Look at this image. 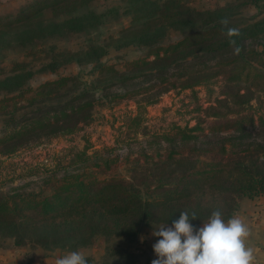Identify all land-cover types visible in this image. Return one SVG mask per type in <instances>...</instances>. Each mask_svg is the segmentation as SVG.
<instances>
[{"label": "trees", "instance_id": "1", "mask_svg": "<svg viewBox=\"0 0 264 264\" xmlns=\"http://www.w3.org/2000/svg\"><path fill=\"white\" fill-rule=\"evenodd\" d=\"M94 2L6 0V5L0 0V27L27 23L50 10L65 15L61 23L66 37L82 36L90 24L99 26L103 21L93 8ZM134 2L136 5L130 11L115 10L120 15L136 12L134 23L122 25L117 34L111 33L104 40L130 47L137 41L153 42L164 30L189 27L192 31L173 43H150L147 55L152 59L131 60V68L156 72L155 83H168L171 87L180 83L184 89L217 76L218 71H209L216 68L221 70L226 83L225 98L209 107L207 115L214 119L206 128L199 123L177 127L172 133H154L159 147L153 155L142 149L145 161H136L130 179L116 175L99 179L86 173L82 170L85 163L110 166L116 158L83 152L80 160L71 164L77 172L70 166H60L36 181L0 190V238L12 242L11 250L30 241L43 247L66 246L75 251L99 241L115 242L121 237L133 245L143 226H171L182 211L190 216L195 212L197 219L190 223L202 224L214 210H219L225 219L233 216L241 197H264V0ZM144 18L141 25L135 24V20ZM237 20H241L240 24L231 27ZM255 38L258 42H245ZM35 40L36 36H31L23 44L33 48ZM62 41L59 37L53 55L46 53L51 56L44 64L51 73L48 80L38 87H20L0 98V117L5 122L0 135V157L53 137L77 134L94 123V110L104 104V96L97 98L87 86L82 87L75 72L67 73L64 65L74 59L65 53L70 50L99 59L109 52V45L83 39L81 46L71 50L70 46L60 44ZM99 69L112 71L125 82L144 73L127 74L126 70L106 63ZM22 71L27 78L34 76L25 65H16L6 73ZM2 73L0 80L5 77ZM249 82L251 86L242 89V84ZM73 87L78 91L72 92ZM63 92L68 93L67 97L58 101ZM153 98L154 95L149 97L150 103L155 102ZM19 100L23 101L21 105ZM256 108L263 113L254 112ZM138 117L129 118L135 122ZM47 187L50 193L45 192ZM0 245L6 246L4 242ZM105 250L102 263L87 258L88 264H141L144 257L140 255L143 251L139 254L118 244L105 245ZM33 258L37 261L36 255Z\"/></svg>", "mask_w": 264, "mask_h": 264}, {"label": "rangeland", "instance_id": "2", "mask_svg": "<svg viewBox=\"0 0 264 264\" xmlns=\"http://www.w3.org/2000/svg\"><path fill=\"white\" fill-rule=\"evenodd\" d=\"M135 0H95L93 6L99 15H102L99 26L93 24L89 26V30H84L82 36L76 34L72 38L66 37L64 34V26L61 19L65 16L59 12L45 11L42 15L32 19L27 23L15 25L10 28L0 27V71L5 73L3 80H0V98L8 93L16 92L20 87L32 86L38 87L40 83L50 78L51 73L47 71L44 65L48 63L58 47L59 37L62 38L63 46L78 48L81 46L83 39L97 40L98 43L107 44V54L96 59L93 56H83L75 51H67L66 55L72 56L73 61L65 64L67 73L75 72L82 87L87 86L92 90L94 95L104 104L99 105L94 110V123L91 126H84L83 129L73 135H61L53 137L50 140L43 141L39 145L26 146L17 152L0 157V190L8 191L11 187H16L30 180H38L50 170L60 166H70L73 172H77L76 166L72 163L80 160L81 154L87 152L88 155H104L116 158L110 163V166H88L85 163L86 173H93L99 179H105L114 175L130 179L133 175L136 161L141 164L145 161L142 155V149H145L148 155L155 154L158 146L154 133L174 132L177 127H193L200 123L204 128L209 125L211 118L207 115L210 106L217 105L219 99H224L223 91L225 89L224 77L221 70L212 69L213 77L209 81L201 82L190 89H184L180 83H176V87H171L168 83H155L158 73H151L148 70H134L129 63L131 60L139 58L152 59L148 56L150 43L168 45L173 43L183 35L189 34L192 29L189 27L171 28L160 33L153 42L137 41L132 46H124L120 43L105 41L111 33H118V29L122 25L130 24L133 18L137 16L136 12L129 15H120L115 10L130 11L135 7ZM156 1V0H155ZM166 0H158L163 3ZM239 0H233L237 3ZM6 4V0H2ZM135 3V4H134ZM6 5H9L7 3ZM132 15V16H131ZM68 16V15H67ZM145 20H135L137 26ZM241 21V20H240ZM240 21H233L232 26L239 25ZM249 21V18L245 20ZM134 23V21H133ZM239 23V24H238ZM225 27H228L224 24ZM61 34L64 35L60 36ZM41 35V37H37ZM31 36H36L34 46L25 45V40L29 41ZM70 39L65 42V39ZM153 39V38H150ZM255 40L249 39L245 42L249 45ZM76 42V44H75ZM41 45L42 47L37 49ZM45 46V48H44ZM42 48L44 50L42 51ZM118 48V49H117ZM58 49V48H57ZM61 49V48H60ZM68 50V49H67ZM35 52L28 55L27 52ZM83 51V50H82ZM200 56L203 54L199 52ZM47 55V56H46ZM64 56L66 59L67 56ZM80 57V59H79ZM63 59V60H64ZM62 60V61H63ZM201 60V59H200ZM104 63L113 65L115 69L126 70L127 74L144 72L143 76L134 80L123 81L119 76L114 75L112 71L100 72L99 67ZM16 65H25L33 71V77L27 78L26 74L20 73L7 74L12 67ZM2 83V84H1ZM252 82L242 84L251 86ZM80 89V88H79ZM138 90L134 95L131 92ZM78 91L77 89L72 92ZM65 93V92H63ZM68 93L61 95L58 99L64 100ZM72 94V93H71ZM118 95L117 97L114 96ZM153 103H150L149 97H153ZM114 96V97H113ZM23 101L19 100V105ZM7 104H12L8 102ZM256 106V101H253ZM10 106V107H11ZM25 110V109H24ZM23 110V111H24ZM257 114L263 113L262 110L254 111ZM139 116L135 122L131 118ZM5 125L4 117H0V135L2 134V126ZM208 130V129H206ZM46 142V143H44ZM230 149V146L228 145ZM163 152V149H161ZM153 167V165H148ZM81 170V171H82ZM39 191V188H35ZM45 192L50 193L51 189L47 187ZM264 199V197H241L238 200L237 210L247 209L249 205L256 200ZM227 220V219H225ZM195 223V222H192ZM193 225V224H192ZM160 225L153 224L151 227L143 226L140 235H138L137 243L130 245L122 237L115 242H96L89 247L79 248L86 258L94 260V262L102 263L106 250L105 245H122L128 246L144 257L155 255L152 249L153 244L160 237L152 235L153 231ZM0 242H4L5 247L1 249H10L11 241L1 236ZM15 249L23 250L21 264H55V259L66 252L71 251L66 246H49L43 247L34 242H27L23 246ZM150 250V252H149ZM36 255V259L33 258ZM143 257V260H145ZM149 257V258H150ZM113 262L115 258L112 259Z\"/></svg>", "mask_w": 264, "mask_h": 264}, {"label": "clouds", "instance_id": "3", "mask_svg": "<svg viewBox=\"0 0 264 264\" xmlns=\"http://www.w3.org/2000/svg\"><path fill=\"white\" fill-rule=\"evenodd\" d=\"M197 219L182 211L171 226L161 224L152 235L160 237L153 250L152 264H251L253 253L245 245L249 235L243 221L233 215L227 220L214 210L198 229L190 221ZM55 264H88L79 251H68L55 259Z\"/></svg>", "mask_w": 264, "mask_h": 264}, {"label": "crops", "instance_id": "4", "mask_svg": "<svg viewBox=\"0 0 264 264\" xmlns=\"http://www.w3.org/2000/svg\"><path fill=\"white\" fill-rule=\"evenodd\" d=\"M235 215L243 221L249 232L245 245L253 253L251 264H264V199L256 200L247 209L237 210ZM202 224L193 226L198 229ZM23 252L21 249L0 248V264H21ZM156 258V255H151L149 259L143 260L141 264H152V261Z\"/></svg>", "mask_w": 264, "mask_h": 264}]
</instances>
